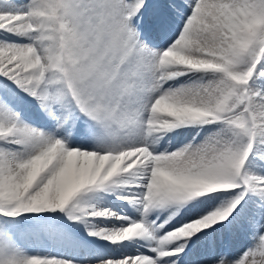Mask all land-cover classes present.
Listing matches in <instances>:
<instances>
[{
	"label": "snow or ice",
	"instance_id": "snow-or-ice-1",
	"mask_svg": "<svg viewBox=\"0 0 264 264\" xmlns=\"http://www.w3.org/2000/svg\"><path fill=\"white\" fill-rule=\"evenodd\" d=\"M186 260L264 264V0H0V264Z\"/></svg>",
	"mask_w": 264,
	"mask_h": 264
},
{
	"label": "bare ground",
	"instance_id": "bare-ground-1",
	"mask_svg": "<svg viewBox=\"0 0 264 264\" xmlns=\"http://www.w3.org/2000/svg\"><path fill=\"white\" fill-rule=\"evenodd\" d=\"M24 115L26 118L32 119L33 113L29 106H22ZM39 126H46L43 122L34 121ZM101 207H111L113 209H119L131 213V209L120 201H114L112 199H103L98 202ZM31 223L36 225L42 231L46 230V233L50 239L46 240L39 247L32 248L31 251H39L42 254L51 253L54 255L69 257L80 261L82 259L80 249L76 246L74 242H83L92 251V259L95 260L96 257L112 256L118 255L121 251L117 246L110 245L104 241L96 240L87 235V232L81 225H71L67 222L66 218L61 214H56L54 216L49 215L42 218H34ZM99 223L111 224L112 222L100 221ZM217 226V233L222 234L225 232L224 228H219ZM219 228V229H218ZM61 229L63 233L67 234L68 238H65L61 232L56 231ZM104 243V244H103ZM248 243L246 237H241L234 242L233 250L242 249ZM185 264H190V260H186Z\"/></svg>",
	"mask_w": 264,
	"mask_h": 264
},
{
	"label": "rangeland",
	"instance_id": "rangeland-1",
	"mask_svg": "<svg viewBox=\"0 0 264 264\" xmlns=\"http://www.w3.org/2000/svg\"><path fill=\"white\" fill-rule=\"evenodd\" d=\"M107 199H112V200H114V201H117V200H115L114 198H107Z\"/></svg>",
	"mask_w": 264,
	"mask_h": 264
}]
</instances>
